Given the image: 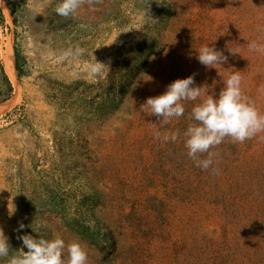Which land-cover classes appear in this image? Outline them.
I'll return each instance as SVG.
<instances>
[{
	"label": "rangeland",
	"instance_id": "rangeland-1",
	"mask_svg": "<svg viewBox=\"0 0 264 264\" xmlns=\"http://www.w3.org/2000/svg\"><path fill=\"white\" fill-rule=\"evenodd\" d=\"M7 1L0 264H264V0Z\"/></svg>",
	"mask_w": 264,
	"mask_h": 264
},
{
	"label": "bare ground",
	"instance_id": "bare-ground-1",
	"mask_svg": "<svg viewBox=\"0 0 264 264\" xmlns=\"http://www.w3.org/2000/svg\"><path fill=\"white\" fill-rule=\"evenodd\" d=\"M1 54H2V64H3L4 72L7 75V77L11 80V82L16 84L13 50L11 49V47H9L7 48L6 51L2 52ZM6 107H8L7 103L1 104L0 111L5 109Z\"/></svg>",
	"mask_w": 264,
	"mask_h": 264
},
{
	"label": "trees",
	"instance_id": "trees-1",
	"mask_svg": "<svg viewBox=\"0 0 264 264\" xmlns=\"http://www.w3.org/2000/svg\"><path fill=\"white\" fill-rule=\"evenodd\" d=\"M5 1H6V4L9 6V9H10L11 8L10 4L8 3L7 0H5ZM0 20L1 21L3 20V15L1 13V10H0ZM13 53H14L15 71L17 72V75L20 76L22 74L21 62L23 60V57L20 55V53L18 52V49L16 47L13 48ZM7 84L9 85L8 81H7Z\"/></svg>",
	"mask_w": 264,
	"mask_h": 264
}]
</instances>
